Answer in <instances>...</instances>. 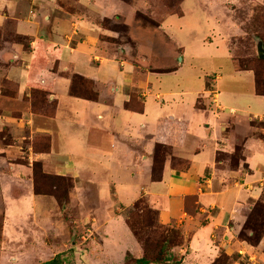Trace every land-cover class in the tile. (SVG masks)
Returning a JSON list of instances; mask_svg holds the SVG:
<instances>
[{"label": "crops", "instance_id": "0c3cea01", "mask_svg": "<svg viewBox=\"0 0 264 264\" xmlns=\"http://www.w3.org/2000/svg\"><path fill=\"white\" fill-rule=\"evenodd\" d=\"M74 4L77 7L64 0H0V80L16 84L17 102L24 104V93L36 90L54 109L51 129L35 130L48 134L47 150L27 153L31 162L41 164L44 173L64 172L74 178L70 195L86 188L91 201L111 208L104 210L106 238H101V247L112 241L120 256L115 264H124L125 254L133 260L144 254L121 216L112 214L115 207L138 200L155 212L159 226L178 232L180 243L168 249L171 260L217 264L223 258L218 264H264L263 238L254 247L239 239L248 213L264 191V96L256 94L251 71L235 68L225 43L226 52L215 57L218 61L207 57L210 71L243 78L244 86L230 85L220 93L216 83L223 81L221 74L203 71L194 76L188 64L197 58L161 28L176 15L160 23L159 40H164L163 51L169 48L172 60L157 64V59L154 65L167 71L145 70L153 64L151 46L140 50L136 45V60H128L129 49L110 51L101 40L113 35L100 21L118 19L124 28L135 24L134 4L120 0ZM196 43L197 51L211 45L205 39ZM184 73L188 81H196V89L186 90ZM212 74L207 89L205 79ZM71 75L92 82V98L69 93ZM170 76L174 80L163 83ZM8 148L12 146L1 152ZM217 155L224 159L217 160ZM231 155H237L233 169L225 161ZM18 167L12 168L10 178L26 179L30 169ZM18 200L22 211L46 213L49 208L44 196L30 190ZM6 203L4 219L15 213L9 207L13 201ZM110 224L125 237L121 245L112 235L115 231H108ZM90 241L83 264H98ZM42 245L50 252L48 243ZM48 260L43 253L38 263Z\"/></svg>", "mask_w": 264, "mask_h": 264}, {"label": "rangeland", "instance_id": "374dc122", "mask_svg": "<svg viewBox=\"0 0 264 264\" xmlns=\"http://www.w3.org/2000/svg\"><path fill=\"white\" fill-rule=\"evenodd\" d=\"M120 1L136 6L135 24L124 28L118 19L99 22L100 26L113 35L101 37L110 51H118L120 47H126L129 49L126 58L136 60V45L140 50L149 45L154 50L153 55L150 56L153 64H148V69L145 70L165 72L166 68L161 69L154 65L157 59V64L161 60L163 62L167 60V63L172 60L169 48L168 51L166 49L163 51L164 40L161 39V42L159 40L163 34L162 28L187 53L194 54L193 58H197L188 64L194 70V76L203 71L208 74L210 72L221 74L223 81L220 84L216 83L220 93L222 90L228 91L230 85L236 88L241 84L244 86L243 78L238 79L236 76L229 78L223 70L210 71L212 67L207 64V57L212 56L209 59L218 61L215 57L226 52L227 47L235 68L251 71L256 94L264 96V55L258 57V52L264 53V0ZM64 2L71 8L77 7L74 4L75 0H64ZM173 15L179 17H169L166 22L161 23L167 16ZM203 39L206 43L210 41L211 45H204L202 50L197 51L196 42ZM175 50L176 53H180L177 48ZM216 61L212 62L215 63L213 66L217 67ZM165 66L168 65L162 67ZM187 76L184 73L183 81L189 86L186 90L192 91L197 88V83L195 80L188 81ZM208 77L205 79L207 89L210 88L213 74ZM171 78L174 80L171 76L163 78V83L170 84ZM148 82L152 86L155 84L152 77ZM69 93L76 97H92L93 84L79 76L71 75ZM15 99L16 84L2 78L0 80V264H36L43 253L50 259L57 255L60 264H83L87 250H90L88 245L90 240L94 246V250L91 249V256L93 259H98V264L119 262V252L113 247L111 240L104 242L101 247V238H106L102 234L105 223L102 218L106 205L91 201L87 191L89 189L86 188L82 191L77 190V195H70L74 190L76 181L74 178L69 174L65 175L64 172L44 173L41 164L31 162L33 161L31 155H27V153L47 150L48 134L35 130L51 129L48 124L54 110L52 102L47 101L45 96L36 90L24 93L22 98L24 104ZM197 103L200 105V100H197ZM30 113L34 118L29 116ZM208 117L210 118L209 114ZM6 146L12 148L1 152ZM159 151L164 152L163 149ZM236 158L237 155L225 158L228 168L233 169ZM216 159L223 160L224 157L217 155ZM18 166H27L30 169L26 179L10 178L12 168L17 169ZM82 174L86 177L87 171H83ZM29 190L32 194L47 199L49 206H46V209L49 208L46 213L22 211L19 204H16V201ZM7 200L13 201L8 205L11 212L15 213L4 219L1 212L7 208ZM17 202L19 203L20 200ZM115 208L118 209L112 211V214L121 216L135 241L143 248L146 258L151 259L156 256L162 258L168 254L171 246L180 243L178 232L159 226L155 212L144 200H138L125 208ZM110 209L107 208L109 212ZM114 226L113 224L107 226L108 231H115ZM108 231L104 229V232ZM112 235L120 245L124 242L123 235L119 236L116 231ZM260 238L264 240V191L259 202L254 204L248 213L239 236L242 242L252 247ZM42 242L48 243L50 252L44 248ZM261 250L264 254V244ZM222 261L223 258H219L217 264ZM132 262L131 256L125 254L123 263ZM173 262L176 260L172 259L170 263Z\"/></svg>", "mask_w": 264, "mask_h": 264}, {"label": "trees", "instance_id": "16d2710c", "mask_svg": "<svg viewBox=\"0 0 264 264\" xmlns=\"http://www.w3.org/2000/svg\"><path fill=\"white\" fill-rule=\"evenodd\" d=\"M92 97H86V98H92ZM169 261H170V256L168 254H166L162 258L159 256H156L154 258L149 259V258H146L145 253H144L140 259L133 260V262L131 264H150V263H152V264H179V262L168 263ZM38 264H60V261L56 255L52 259L45 261V262H42V263H38Z\"/></svg>", "mask_w": 264, "mask_h": 264}, {"label": "water", "instance_id": "95a60500", "mask_svg": "<svg viewBox=\"0 0 264 264\" xmlns=\"http://www.w3.org/2000/svg\"><path fill=\"white\" fill-rule=\"evenodd\" d=\"M264 55V53H262V52H258V57H262Z\"/></svg>", "mask_w": 264, "mask_h": 264}]
</instances>
